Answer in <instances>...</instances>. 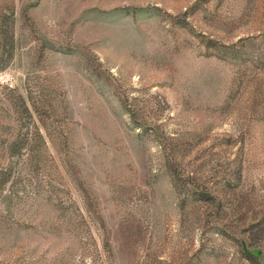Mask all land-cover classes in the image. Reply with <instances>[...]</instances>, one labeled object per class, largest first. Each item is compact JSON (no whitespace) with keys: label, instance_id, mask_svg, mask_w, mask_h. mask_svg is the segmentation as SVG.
<instances>
[{"label":"rangeland","instance_id":"1","mask_svg":"<svg viewBox=\"0 0 264 264\" xmlns=\"http://www.w3.org/2000/svg\"><path fill=\"white\" fill-rule=\"evenodd\" d=\"M0 264H264V0H0Z\"/></svg>","mask_w":264,"mask_h":264}]
</instances>
